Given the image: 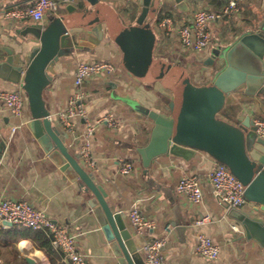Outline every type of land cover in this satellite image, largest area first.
Segmentation results:
<instances>
[{
  "label": "crops",
  "instance_id": "obj_1",
  "mask_svg": "<svg viewBox=\"0 0 264 264\" xmlns=\"http://www.w3.org/2000/svg\"><path fill=\"white\" fill-rule=\"evenodd\" d=\"M33 1L0 0V16L9 9L25 8ZM102 1L118 13L124 25L135 24L139 0ZM226 1L188 0L181 8L168 5L161 15L162 19L169 17L174 23H183L189 20L195 10L203 8L219 11ZM79 3L76 0L74 5ZM131 7H135L134 10ZM263 10L264 0H244L239 4L238 15L212 26V42L216 41L218 46L232 43L254 27ZM64 13L62 8L59 14ZM50 17V14H46L40 23L30 20L6 21L0 18V45L18 49L21 44L23 53H26L33 44L28 42L29 37L24 39L18 33L26 26H45ZM151 25L156 35L158 52L162 50L164 53H175L178 59L172 63L183 66L186 72L191 70L194 74L191 82L194 85L208 84L197 82L210 80L218 71L216 67L203 64L212 51L213 43L201 54L182 51L176 35L165 36L158 28L156 17ZM100 29L103 32L101 39L94 35H82L83 49L57 62L55 75L43 91L42 99L54 126L67 134L66 145L69 152L79 155L83 134L82 121H77L75 128L67 132L56 119V115L65 108L68 98L74 93L72 79L75 64L77 61L98 60L115 66L113 74L87 79L83 85L88 117L95 119L110 112L118 120L115 128L106 125L95 128L92 156L96 166L93 170L85 169L104 189L105 200L111 209L125 215V223L134 232L142 257L145 244L163 239L162 253L168 264H264V249L255 242L244 239L243 229L237 221L238 215L251 214L254 205L248 202L241 208L231 209L215 201L207 181V175L215 165L209 155L200 151H195L187 158L171 154L161 155L148 168L142 166L135 149L148 143L152 123L145 116L132 111L119 98L136 99L150 109L164 112L166 107L163 102L170 100L172 93L152 76L141 82L134 80L121 65V51L109 39L104 25ZM163 52L158 53L155 59L168 62ZM5 56L0 50V61ZM221 64L222 62L218 63ZM20 88L22 89L21 85L11 84L0 78V90ZM24 98L25 104L19 116L10 114L0 103V198L25 200L43 210L52 220L68 224L76 235L79 251L90 264H114L110 243L101 230L100 219L95 208L88 205L91 196L84 192L72 173L62 169L60 162L56 163L49 158L33 136L28 127L32 118L25 92ZM159 98L162 100L158 101ZM228 100L233 110L229 116L232 121L242 123L246 116L251 121L253 118H264V89L255 96L242 92L232 93L227 96L225 105ZM121 160H133L131 174L122 176L117 173ZM184 175L199 176L203 188L200 203H190L175 191L177 181ZM133 206H137L154 222L153 228L137 233L130 226L127 214ZM199 221L202 223L197 224ZM232 225L237 226L238 231H233ZM9 228L0 227V264H64L57 254L39 249L31 239L13 233L4 234ZM197 232L208 236L219 247L216 260L209 261L196 254Z\"/></svg>",
  "mask_w": 264,
  "mask_h": 264
},
{
  "label": "water",
  "instance_id": "obj_2",
  "mask_svg": "<svg viewBox=\"0 0 264 264\" xmlns=\"http://www.w3.org/2000/svg\"><path fill=\"white\" fill-rule=\"evenodd\" d=\"M79 1L78 5H66L65 13L59 17L51 16L45 26L34 24L22 29L18 34L24 39L29 37L28 42L33 44L26 53L21 44L18 49L0 45L6 54L0 61V78L22 86L31 112L28 127L33 136L49 158L60 162L62 169L72 173L91 196L88 205L95 208L100 219L114 264H144L139 242L126 225L125 215L111 209L102 186L80 165L79 155L69 152L67 134L54 126L42 99L57 62L83 49L82 35L101 39V25L120 49L121 65L134 80L141 82L152 76L172 93V98L163 102L164 112L150 109L136 99L119 98L152 123L148 143L135 149L142 166L148 168L161 155L187 158L195 151L227 166L245 187V199L254 205L251 214L237 216L243 237L264 249V139L255 136L248 116L238 125L217 118L228 95L242 92L255 96L264 89V10L251 30L211 51L210 67L219 62L222 67L208 84L197 86L183 66L154 57L157 39L152 20L168 5L181 8L188 0H139L134 25H124L118 13L102 0Z\"/></svg>",
  "mask_w": 264,
  "mask_h": 264
},
{
  "label": "built area",
  "instance_id": "obj_3",
  "mask_svg": "<svg viewBox=\"0 0 264 264\" xmlns=\"http://www.w3.org/2000/svg\"><path fill=\"white\" fill-rule=\"evenodd\" d=\"M131 0H124L129 2ZM244 0H227L225 6L219 11L208 9L195 10L189 20L183 23L165 17L158 23L165 36L176 35L182 51H191L201 54L212 44V26L220 24L233 16L238 15L239 4ZM76 0H34L29 6L19 9H9L0 18L6 21L30 20L40 23L46 14L54 17L60 16V10L66 5L75 4ZM115 66L106 61H77L73 72L74 93L68 98L65 108L56 115L61 127L70 132L75 128L77 121H82L83 134L79 148V163L84 168L93 170L95 159L92 156V138L95 128L106 125L115 128L118 120L113 113H105L95 119L87 115L84 104L85 92L83 85L87 79L97 78L106 74H113ZM0 103L13 116H19L25 104L22 89L0 90ZM254 133L264 139V120L253 118ZM14 130V129H13ZM117 173L127 176L133 171V160H121ZM212 195L219 205L237 209L243 207L248 201L244 197L245 187L229 171L227 166L215 162L213 169L207 175ZM175 191L183 195L190 203L198 204L203 198L201 180L197 175L181 176L175 185ZM130 226L137 232L153 228L154 222L145 216L137 207L133 206L128 214ZM202 221L197 222V224ZM7 224H10L8 226ZM18 226L32 231H41L49 241L50 247L60 261L64 264H90L87 258L79 251L76 235L72 233L68 224L58 223L49 218L45 212L25 200L0 198V227L8 228ZM233 231L238 227L232 225ZM163 239H156L144 246V264H168L162 253ZM195 252L202 258L214 261L219 255V247L202 232L195 235Z\"/></svg>",
  "mask_w": 264,
  "mask_h": 264
},
{
  "label": "trees",
  "instance_id": "obj_4",
  "mask_svg": "<svg viewBox=\"0 0 264 264\" xmlns=\"http://www.w3.org/2000/svg\"><path fill=\"white\" fill-rule=\"evenodd\" d=\"M135 7H131L132 10H134ZM166 15H168L166 13ZM162 15H161V12L158 13V15L156 16V22L159 23L162 19ZM155 51H157L156 47H155V50H154V57L155 56ZM163 51H157V54L158 53H162ZM222 66H220L218 69H220ZM231 109V107H229ZM223 114V117H221ZM217 118L219 119H222V120H225L226 122H229L233 125H238L239 123L237 121H232L230 118H228V114L227 113H222V110L218 113L217 115ZM260 119L264 120V118H261L259 117ZM8 231H4L3 233L4 234H18L19 237H27L29 239H31L35 244L36 246L41 249V250H44L45 252H53L51 247H50V244H49V241L47 240L46 236L41 232V231H32L30 229H27V228H23V227H18V226H11L9 229H6ZM1 232V231H0ZM54 254H56L55 252H53Z\"/></svg>",
  "mask_w": 264,
  "mask_h": 264
},
{
  "label": "rangeland",
  "instance_id": "obj_5",
  "mask_svg": "<svg viewBox=\"0 0 264 264\" xmlns=\"http://www.w3.org/2000/svg\"><path fill=\"white\" fill-rule=\"evenodd\" d=\"M213 44H212V50L213 49H215L216 47H218V45H217V43H216V41H213L212 42ZM214 47V48H213ZM158 51V50H157ZM157 51H155V56H157ZM166 54V55H165ZM163 55H165L166 57H165V59L166 60H168V62H176L175 60H177L178 58H177V56L175 55V53H173V52H171L170 53V51H168V53H164L163 52ZM210 55H211V51H210ZM210 55H209V57H210ZM208 57V58H209ZM194 59H195V57H194ZM196 63H199V61H197ZM203 64H204V66H209L210 67V62H209V60L208 59H206L205 61H203ZM208 69V68H207ZM157 69H154L153 70V73L156 71ZM187 72H188V74H189V76H190V79H194L193 78V73H192V71L191 70H187ZM211 76H212V73H211ZM210 80H211V78H210ZM210 80H205V81H198L197 83L198 84H204V83H209V81ZM162 99L161 98H159L158 99V101H161ZM229 102H227L228 104H226L225 106H224V108L222 109V113H227L228 114V118H229V116L231 115V112H233V110L232 109H230L229 107V103H230V100H228ZM222 116L221 117H223V114H221Z\"/></svg>",
  "mask_w": 264,
  "mask_h": 264
},
{
  "label": "bare ground",
  "instance_id": "obj_6",
  "mask_svg": "<svg viewBox=\"0 0 264 264\" xmlns=\"http://www.w3.org/2000/svg\"><path fill=\"white\" fill-rule=\"evenodd\" d=\"M221 65H216L215 67L217 68V70H218V68L220 67ZM214 67V66H213ZM252 127H253V122H252ZM253 132H254V128H253ZM255 134V133H254ZM256 136V135H255ZM257 137V136H256ZM218 163V162H217ZM81 165V164H80ZM83 167V166H82Z\"/></svg>",
  "mask_w": 264,
  "mask_h": 264
}]
</instances>
